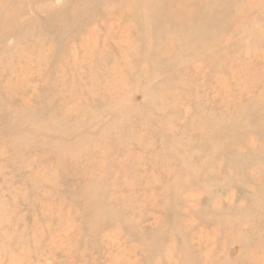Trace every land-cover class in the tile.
<instances>
[{
	"label": "rangeland",
	"instance_id": "1",
	"mask_svg": "<svg viewBox=\"0 0 264 264\" xmlns=\"http://www.w3.org/2000/svg\"><path fill=\"white\" fill-rule=\"evenodd\" d=\"M0 264H264V0H0Z\"/></svg>",
	"mask_w": 264,
	"mask_h": 264
}]
</instances>
